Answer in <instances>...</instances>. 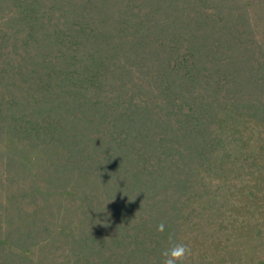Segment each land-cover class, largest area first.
Listing matches in <instances>:
<instances>
[{
	"label": "rangeland",
	"instance_id": "374dc122",
	"mask_svg": "<svg viewBox=\"0 0 264 264\" xmlns=\"http://www.w3.org/2000/svg\"><path fill=\"white\" fill-rule=\"evenodd\" d=\"M12 3L0 5V27L9 32L16 23L4 18L15 9ZM127 3L149 11L148 0ZM191 8L183 0L174 5L180 14ZM193 12H219V18L204 19L243 26L242 42L264 27V0H207ZM13 41L7 33L5 52ZM247 55L239 60L241 82L232 83L240 100L231 106V120L223 113L212 116L204 100L201 126L192 112L187 116L188 104H161L166 114L173 110V128L187 140L175 144L177 163L148 193L135 190L129 174L99 163L107 156L102 151H81V163L58 167L51 162L56 140L41 144L8 131L0 135L1 264H163L162 253L175 244L191 249L182 264H264V108L249 105L252 100L264 105V87L256 83H264V55ZM97 131L89 137L103 136ZM120 133L114 135L124 136ZM216 133L230 152L205 154L201 146ZM137 146L136 158L146 150L143 143ZM158 153L166 152L155 148L152 155ZM127 160L118 167L128 166ZM120 177L123 181H116ZM134 206L139 210L128 213ZM160 223L163 233L156 231ZM131 226L135 232L129 237Z\"/></svg>",
	"mask_w": 264,
	"mask_h": 264
},
{
	"label": "trees",
	"instance_id": "16d2710c",
	"mask_svg": "<svg viewBox=\"0 0 264 264\" xmlns=\"http://www.w3.org/2000/svg\"><path fill=\"white\" fill-rule=\"evenodd\" d=\"M203 1L183 0L192 12L180 14L178 0H148L149 11L127 0H13L15 9L4 19L16 25L10 32L0 27V135L56 140L51 162L58 167L81 163V151H102L107 156L99 163L129 174L135 190L148 193L177 163L175 144L187 140L173 128V110L166 114L162 105L188 104L187 116L192 112L201 126L205 101L212 116L231 120V106L240 100L232 84L243 78L240 58L264 55V27L242 42L243 26L204 19L219 12H193ZM7 33L14 41L5 52ZM254 101V110L264 108ZM97 130L103 136L89 137ZM120 131L124 136L116 137ZM137 143L146 150L136 158ZM209 143L201 146L205 154L230 152L219 133ZM155 148L166 153L153 156ZM124 157L128 166L118 167ZM133 232L131 226L129 237Z\"/></svg>",
	"mask_w": 264,
	"mask_h": 264
},
{
	"label": "clouds",
	"instance_id": "9594fccd",
	"mask_svg": "<svg viewBox=\"0 0 264 264\" xmlns=\"http://www.w3.org/2000/svg\"><path fill=\"white\" fill-rule=\"evenodd\" d=\"M165 225L160 223L157 225L156 231L158 233H163ZM191 254V249L184 244H175L169 249L165 250L162 253V256L165 258L163 264H182L185 258Z\"/></svg>",
	"mask_w": 264,
	"mask_h": 264
}]
</instances>
